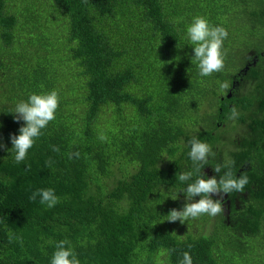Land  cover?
I'll list each match as a JSON object with an SVG mask.
<instances>
[{"label": "trees", "instance_id": "trees-1", "mask_svg": "<svg viewBox=\"0 0 264 264\" xmlns=\"http://www.w3.org/2000/svg\"><path fill=\"white\" fill-rule=\"evenodd\" d=\"M195 17L228 33L223 69L209 76L186 33ZM245 62L248 98L264 88V0H0V264H50L61 240L80 264H180L185 252L192 264H264L258 139L243 191L213 197L221 214L167 221L203 174L189 142L211 146L203 124ZM52 90L55 119L16 163L10 136L24 122L15 107ZM260 111L236 121L259 138ZM238 156L249 148L228 155L215 177L239 178ZM183 172L194 174L182 183ZM38 189H53L59 203L32 201Z\"/></svg>", "mask_w": 264, "mask_h": 264}, {"label": "clouds", "instance_id": "clouds-1", "mask_svg": "<svg viewBox=\"0 0 264 264\" xmlns=\"http://www.w3.org/2000/svg\"><path fill=\"white\" fill-rule=\"evenodd\" d=\"M189 42L194 45L192 48L194 59L198 62V70L201 76H209L214 72H219L223 69L224 61L222 55V46L227 38V31L223 27L210 26L208 21L203 17H195L191 24L186 29ZM59 105L58 93L52 90L46 94H32L26 102H19L15 107L14 119L23 121L24 125L19 128V135H11L10 140L12 150L14 151V160L20 163L25 160L28 150L33 146L35 139L38 138L46 128L50 121L55 119V113ZM230 119H234L238 113L233 107L231 110ZM101 140L106 139L104 136ZM189 158L193 162L195 172L200 173L204 165L207 164L208 158L214 156L210 145L201 142L197 139H192L190 142ZM3 147V145H0ZM53 151H59V148L53 146ZM75 155H79L76 153ZM50 166V162L48 164ZM215 173L221 172V166L217 165L213 168ZM193 172H183L179 174L177 179L180 182L188 181ZM248 183L247 176L233 178L231 172H225L223 176L217 179L215 176L204 178V174L187 185L184 190L185 203L180 210L172 209L168 213L169 222L179 221L183 224L189 218L196 219L201 215H209L215 217L222 213L223 207L219 199L222 194L227 195L233 191H243ZM37 196L40 197V203L46 204L48 208L54 207L59 203V197L53 189H38L33 192L30 199L35 201ZM199 197V199H194ZM69 242L61 240L56 243L50 264H80L71 247H65ZM180 264H192V259L189 253L183 254V259Z\"/></svg>", "mask_w": 264, "mask_h": 264}, {"label": "flooded vegetation", "instance_id": "flooded-vegetation-1", "mask_svg": "<svg viewBox=\"0 0 264 264\" xmlns=\"http://www.w3.org/2000/svg\"><path fill=\"white\" fill-rule=\"evenodd\" d=\"M246 62L244 66L238 68L237 71L235 70V74L231 76L228 82L223 84V87L219 91V96H217L220 105L216 107V114L210 113L209 115L212 116L211 122L209 125L203 124V131L209 132V137L213 139L210 147L215 154L208 158L207 164L201 169L205 179L216 175L213 168L217 165L221 167L224 165L226 167L228 155L242 154L247 151L248 148L250 156H244V158L238 156L239 161L235 177L249 172L250 165L257 162L255 158L251 156L249 144L255 139H258L259 144L264 147V130H258L261 132V137L259 138V132H254L257 130L253 127V124L251 125L250 122H236L238 119H243L248 115L250 118L261 119L260 117L263 116V114L260 110L264 111V88L259 89V91L251 97H241L245 96L249 88V84L244 77L245 71L248 69ZM233 107L237 110L238 115L234 119H230V110ZM227 110L228 112H226ZM228 113L229 116H227ZM200 116L202 117V115ZM196 130L197 128L195 127L190 131L192 137L195 136L194 132ZM226 132H228V137L225 138L224 133ZM257 168L260 169L258 165ZM225 196L226 195L222 194L220 198H225ZM228 203L229 201L224 203V205L226 204V209H228Z\"/></svg>", "mask_w": 264, "mask_h": 264}, {"label": "rangeland", "instance_id": "rangeland-1", "mask_svg": "<svg viewBox=\"0 0 264 264\" xmlns=\"http://www.w3.org/2000/svg\"><path fill=\"white\" fill-rule=\"evenodd\" d=\"M206 229H208V228H206Z\"/></svg>", "mask_w": 264, "mask_h": 264}]
</instances>
